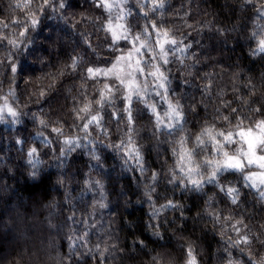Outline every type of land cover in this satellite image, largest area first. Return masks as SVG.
I'll return each mask as SVG.
<instances>
[{"label": "clouds", "instance_id": "9594fccd", "mask_svg": "<svg viewBox=\"0 0 264 264\" xmlns=\"http://www.w3.org/2000/svg\"><path fill=\"white\" fill-rule=\"evenodd\" d=\"M0 264H264V0H0Z\"/></svg>", "mask_w": 264, "mask_h": 264}]
</instances>
